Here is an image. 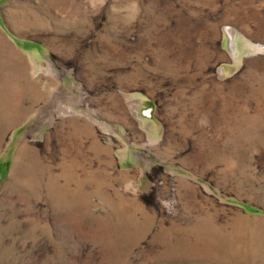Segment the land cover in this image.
Wrapping results in <instances>:
<instances>
[{
    "label": "rangeland",
    "instance_id": "obj_1",
    "mask_svg": "<svg viewBox=\"0 0 264 264\" xmlns=\"http://www.w3.org/2000/svg\"><path fill=\"white\" fill-rule=\"evenodd\" d=\"M0 264H264V0H0Z\"/></svg>",
    "mask_w": 264,
    "mask_h": 264
},
{
    "label": "bare ground",
    "instance_id": "obj_2",
    "mask_svg": "<svg viewBox=\"0 0 264 264\" xmlns=\"http://www.w3.org/2000/svg\"><path fill=\"white\" fill-rule=\"evenodd\" d=\"M229 31H230V33H231V30H229ZM232 33H234V32H232ZM232 33H231V34H232Z\"/></svg>",
    "mask_w": 264,
    "mask_h": 264
}]
</instances>
